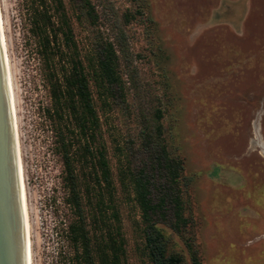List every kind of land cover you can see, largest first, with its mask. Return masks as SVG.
<instances>
[{
    "label": "rangeland",
    "instance_id": "1",
    "mask_svg": "<svg viewBox=\"0 0 264 264\" xmlns=\"http://www.w3.org/2000/svg\"><path fill=\"white\" fill-rule=\"evenodd\" d=\"M60 1L0 0L32 264H153L149 223L165 255L184 264L242 263L231 245L264 237V155L253 141L256 125L264 142V0ZM43 11L59 25L49 38L63 61L46 46ZM66 57L82 68L97 117L87 154L72 110L50 96L70 71ZM69 141L88 256L70 241ZM100 153L109 183L93 167ZM145 195L152 205L163 199L150 222Z\"/></svg>",
    "mask_w": 264,
    "mask_h": 264
},
{
    "label": "trees",
    "instance_id": "2",
    "mask_svg": "<svg viewBox=\"0 0 264 264\" xmlns=\"http://www.w3.org/2000/svg\"><path fill=\"white\" fill-rule=\"evenodd\" d=\"M55 2L57 5H61L60 0H51ZM41 17L45 20L43 22V26L47 32H50L46 35V46H51L49 52L53 56H57V53L60 52V59L63 61V53L62 49L57 51L53 46V40L49 37H53L55 35V31L59 30V25L57 29H54V24L50 22V18L47 17L45 11L41 13ZM66 30L64 31L65 45L69 46L71 41V30L66 24ZM53 34V35H51ZM65 60V59H64ZM105 61L108 60V57H105ZM62 61L61 64L63 63ZM66 62L69 61L71 63L70 71L63 76V83L60 80L56 79L54 83L50 85V96L54 103V106L57 109L62 110L64 108H69L72 110V114L75 116L77 120V126L80 128L81 134L86 139L84 152L89 153L90 147L89 143H93L95 141V129L97 128V117L92 105V99L90 96L88 83L86 77L82 71V68L79 66V63L72 61L66 57ZM109 61H111L109 59ZM57 64V63H56ZM60 64V63H59ZM106 64L102 61V67L105 68ZM64 68V67H63ZM81 109V113H77L78 109ZM67 144V145H66ZM62 153V160L64 166V175H65V184L69 190L68 204L74 210L76 215V221L72 222L69 225V233H70V241L73 245L80 244L84 250V254L88 256V237L85 233L84 229V216L82 212L81 205V194L78 190L77 177L75 173V156L74 154L69 153V147L71 142L66 143ZM86 156V155H84ZM93 167L98 168L101 172L103 180L106 183H109V169L107 161L105 160L103 153H100L93 163ZM97 175V174H95ZM143 187L139 184L138 188ZM163 199L159 201L158 205H152L151 202L146 199L145 196H141V206L143 210L144 220L150 222L151 215L160 216ZM178 214V212H177ZM164 218V217H162ZM146 232V244L148 248L151 250V258L153 264H184L181 257L177 255H168L166 256L164 250L161 245V241L163 240L162 233L156 228L153 223H149ZM115 239L110 240V244H112L114 252L117 251L115 247ZM88 264V263H87ZM194 264H198V262L194 261Z\"/></svg>",
    "mask_w": 264,
    "mask_h": 264
},
{
    "label": "water",
    "instance_id": "3",
    "mask_svg": "<svg viewBox=\"0 0 264 264\" xmlns=\"http://www.w3.org/2000/svg\"><path fill=\"white\" fill-rule=\"evenodd\" d=\"M0 264H29L26 207L1 38Z\"/></svg>",
    "mask_w": 264,
    "mask_h": 264
},
{
    "label": "bare ground",
    "instance_id": "4",
    "mask_svg": "<svg viewBox=\"0 0 264 264\" xmlns=\"http://www.w3.org/2000/svg\"><path fill=\"white\" fill-rule=\"evenodd\" d=\"M0 38H1V44H2V51L4 55V64H5V70H6V77H7V83H8V90H9V96H10V103H11V109H12V116L14 120V129H15V135H16V142H17V150H18V158H19V166H20V174H21V181H22V188H23V194H24V201H25V207H26V225H27V244H28V262L29 264H32V243H31V227H30V217H29V211H28V199H27V192H26V183H25V175H24V168H23V161L21 156V144H20V137H19V129H18V119H17V113H16V100L14 95V87L12 83V70L10 66V60L8 56V49H7V43H6V36H5V28L4 23L2 20L1 15V9H0ZM253 130L255 133V137L253 141L255 144L258 141L259 147L262 150V154L264 155V142L259 141L258 136V128L256 125L253 126ZM258 147V146H257Z\"/></svg>",
    "mask_w": 264,
    "mask_h": 264
},
{
    "label": "flooded vegetation",
    "instance_id": "5",
    "mask_svg": "<svg viewBox=\"0 0 264 264\" xmlns=\"http://www.w3.org/2000/svg\"><path fill=\"white\" fill-rule=\"evenodd\" d=\"M261 239H264V237L254 238L253 241L249 240L247 243L242 245H231L234 251H237L239 255L245 257V260H243L242 263L237 262V264H264V246L260 244ZM241 248H248V250L256 249V252H254V254H251ZM240 249L242 250V252L240 251Z\"/></svg>",
    "mask_w": 264,
    "mask_h": 264
},
{
    "label": "crops",
    "instance_id": "6",
    "mask_svg": "<svg viewBox=\"0 0 264 264\" xmlns=\"http://www.w3.org/2000/svg\"><path fill=\"white\" fill-rule=\"evenodd\" d=\"M254 135H255V133H254ZM258 136H259V135H258ZM254 137H255V136H254ZM259 141H260V146L262 147L260 137H259ZM256 143H257L256 146H258V145H259L258 141H257Z\"/></svg>",
    "mask_w": 264,
    "mask_h": 264
}]
</instances>
